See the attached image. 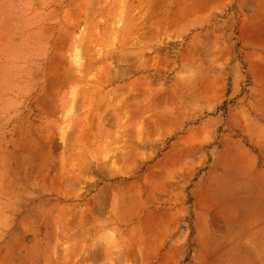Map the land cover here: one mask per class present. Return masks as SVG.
<instances>
[{"label":"rangeland","instance_id":"obj_1","mask_svg":"<svg viewBox=\"0 0 264 264\" xmlns=\"http://www.w3.org/2000/svg\"><path fill=\"white\" fill-rule=\"evenodd\" d=\"M0 264H264V0H0Z\"/></svg>","mask_w":264,"mask_h":264},{"label":"crops","instance_id":"obj_2","mask_svg":"<svg viewBox=\"0 0 264 264\" xmlns=\"http://www.w3.org/2000/svg\"><path fill=\"white\" fill-rule=\"evenodd\" d=\"M205 225H206V222L204 220H202L201 216L196 217L195 226H196V229L198 231V236L200 237L199 242L201 244L203 241H207V235L205 234L206 233Z\"/></svg>","mask_w":264,"mask_h":264},{"label":"bare ground","instance_id":"obj_3","mask_svg":"<svg viewBox=\"0 0 264 264\" xmlns=\"http://www.w3.org/2000/svg\"><path fill=\"white\" fill-rule=\"evenodd\" d=\"M149 7V6H148ZM151 14V13H150ZM180 19V18H179ZM167 21V20H166ZM177 22H178V20H177ZM168 23V22H167ZM180 26V25H179ZM162 28V27H161ZM147 29V28H146ZM147 33V32H146ZM148 34V33H147ZM155 59V58H154ZM156 61V60H155ZM75 63H77L76 61H75ZM102 75V74H101ZM111 76V75H110ZM101 77V76H100ZM180 88V87H179ZM135 97V96H134ZM136 118V117H135ZM133 121V120H132ZM119 195V194H118ZM84 213H86V212H84ZM85 215V214H84ZM83 230V229H82Z\"/></svg>","mask_w":264,"mask_h":264}]
</instances>
